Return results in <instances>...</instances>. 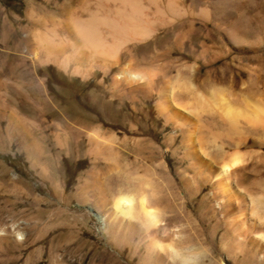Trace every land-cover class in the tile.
<instances>
[{"label":"rangeland","instance_id":"1","mask_svg":"<svg viewBox=\"0 0 264 264\" xmlns=\"http://www.w3.org/2000/svg\"><path fill=\"white\" fill-rule=\"evenodd\" d=\"M65 2L0 0V264H264V0H181L197 16L128 44L121 64L67 69L35 58L28 32L31 11L67 23ZM127 61L151 77L116 82ZM171 86L176 100L158 92ZM235 153L220 188L210 160Z\"/></svg>","mask_w":264,"mask_h":264},{"label":"bare ground","instance_id":"2","mask_svg":"<svg viewBox=\"0 0 264 264\" xmlns=\"http://www.w3.org/2000/svg\"><path fill=\"white\" fill-rule=\"evenodd\" d=\"M180 1L181 0H89L84 2V4H86V6L84 7V12H88L90 16L87 18H82L76 15L72 6V4H77L80 1L67 0V4L65 2L62 5L57 6V8L60 9L61 17L67 18V23H54L52 25L48 24L47 17H39L38 14H36L34 11H31L28 16L32 21V27H30L28 32H32V34L35 36L38 35V41H35L36 43L34 42L35 44H32L31 52L37 59H39L41 55H45L47 61L57 63V65H60L64 69H67L68 62L71 60L88 61L94 64L99 63L105 68L117 66L118 64H121L120 54L124 48L127 49L126 46L128 44L144 42L146 39L156 33L157 30L160 29V26L171 24L175 21V19L178 20L177 18L182 15H186L188 13L194 14L193 11L196 12L195 10L190 12H187V10L185 11V9L187 8L185 7V9H183L180 6ZM91 4L94 5L93 8L89 6ZM199 13L204 18L207 16L205 10H201V12ZM61 31L63 33H71L74 36L75 40L73 42H65L64 39H61L59 37V32ZM183 44L184 43H182V45ZM64 45H70L72 47L69 54H66L67 50L64 48ZM168 53L169 52H167V54ZM153 57L155 56H152V58ZM155 58L153 59L154 61ZM131 60L133 61V59ZM132 61H127L125 65L120 68L119 76H117L116 82H119L120 80L128 81L131 79L133 81L139 79L138 81L141 80L142 82V80L147 79V77H151L148 76V71L138 72L134 71V69L132 70L134 66V63ZM81 68V66L76 67L74 72L81 73ZM164 75L166 76V74ZM175 88V86H171V88L169 89H159L158 92L159 94L162 93V96L168 94V96L176 100L175 96L176 92L178 91L175 92V90L177 89ZM0 113L3 114L2 111ZM259 122L261 121L259 120ZM29 124H31L29 121L18 116L15 112L10 113L8 118V128H14L22 132L24 135H28L27 147L34 145L30 137ZM259 134L264 137V130L260 131ZM260 144L262 143L260 142ZM210 161L211 168H218V170L216 171V177L218 180L220 179L219 187H223L224 189L230 181V175L232 176L236 166L240 162H242V157L239 154L235 153L227 161L222 159V163L220 166L218 165L216 159H211ZM122 198L128 202H130L131 199L125 196H120L116 201V204L120 206L122 210L127 211V206L119 204ZM256 202L258 201L254 197L250 199V203L252 205ZM142 207L145 214L149 216L153 215V212L150 210V207L147 203L146 197L142 198ZM91 211L94 213L95 217L102 225L105 224V217L103 215H101L97 211ZM153 222L154 220L152 219V223ZM20 235L21 233H18V236Z\"/></svg>","mask_w":264,"mask_h":264}]
</instances>
